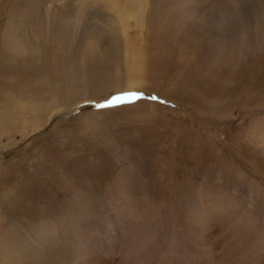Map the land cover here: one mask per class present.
<instances>
[{
	"label": "rangeland",
	"instance_id": "rangeland-1",
	"mask_svg": "<svg viewBox=\"0 0 264 264\" xmlns=\"http://www.w3.org/2000/svg\"><path fill=\"white\" fill-rule=\"evenodd\" d=\"M13 59L1 264H264V0H0Z\"/></svg>",
	"mask_w": 264,
	"mask_h": 264
},
{
	"label": "bare ground",
	"instance_id": "bare-ground-1",
	"mask_svg": "<svg viewBox=\"0 0 264 264\" xmlns=\"http://www.w3.org/2000/svg\"><path fill=\"white\" fill-rule=\"evenodd\" d=\"M140 7H142V6H140ZM235 7V6H234ZM238 7V6H237ZM226 9V8H225ZM228 9V8H227ZM226 9V10H227ZM231 10V9H230ZM126 12V11H125ZM234 12H236V11H234ZM231 14V13H230ZM115 18H117V19H119L118 21H120L121 22V25L122 26H125V25H127L125 22H127V20H126V16H123V15H121V14H119V15H117V16H115ZM141 19V18H140ZM144 19H145V17H144ZM144 21V20H143ZM113 23H114V21H112ZM119 22V23H120ZM144 23V22H143ZM159 23H161V21H159ZM112 24V23H111ZM162 24V23H161ZM115 25V24H114ZM198 34V33H197ZM163 43V42H162ZM130 50V49H129ZM127 51V50H126ZM142 52H145V51H142ZM141 54V53H140ZM198 54V53H197ZM127 55V54H126ZM138 55H139V51H137L136 53H135V56L134 57H136V59L137 60H132L131 62H129L130 64H131V68H133V77H132V79H133V81L130 83V86L131 87H137L138 85H140L141 83H142V81H136V79L138 80V79H140V80H143L144 78V72L142 71L143 69H142V66H141V64L142 63H140V65H139V62H143L141 59H138ZM174 55L178 58V60H181V63L185 66V67H188V68H190V67H192V66H197V64L199 63V59H198V55H196V54H194L193 52H192V50L191 49H187V48H183V49H181V50H175L174 49ZM141 56H142V54H141ZM139 57H140V55H139ZM128 58V57H127ZM133 59V58H132ZM14 60H16V59H13V60H11L10 61V63H8V64H1L0 63V76L3 74V73H9L10 75H15L18 79H26L27 78V75L29 74V70L28 69H30V68H26L25 67V65L23 64L22 66L18 63V65L20 66H18L17 67V62L16 61H14ZM145 60V59H144ZM129 61V60H128ZM137 61V62H136ZM133 64H134V66H133ZM264 65V64H263ZM137 70V71H136ZM188 70V69H187ZM264 72V71H263ZM13 73V74H12ZM132 74V73H131ZM8 76V75H7ZM258 78V77H257ZM261 78V77H260ZM263 78V77H262ZM18 81V80H17ZM24 81V80H23ZM259 82H261V81H259ZM263 82H264V80H263ZM18 83V82H17ZM20 83V82H19ZM18 83V84H19ZM255 83V82H254ZM261 84H263V83H260V86H261ZM264 85V84H263ZM262 87V86H261ZM260 87V88H261ZM262 88H264V87H262ZM261 92V91H260ZM262 92H264V90H262ZM1 245H2V243H1ZM5 255V254H4ZM9 256L8 255H5V258H3V261H4V263L3 264H11L13 261H9L10 260V258H8ZM1 264V263H0Z\"/></svg>",
	"mask_w": 264,
	"mask_h": 264
},
{
	"label": "snow or ice",
	"instance_id": "snow-or-ice-1",
	"mask_svg": "<svg viewBox=\"0 0 264 264\" xmlns=\"http://www.w3.org/2000/svg\"><path fill=\"white\" fill-rule=\"evenodd\" d=\"M124 95L132 96L134 98H140L143 94L142 93H127ZM151 99H158L157 97H150ZM121 102V97L120 96H114L111 99L105 100L104 103L102 104H96V107H105V106H111L114 103Z\"/></svg>",
	"mask_w": 264,
	"mask_h": 264
}]
</instances>
